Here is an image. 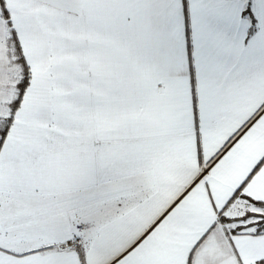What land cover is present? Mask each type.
Segmentation results:
<instances>
[{"label": "snow or ice", "instance_id": "6c2138e0", "mask_svg": "<svg viewBox=\"0 0 264 264\" xmlns=\"http://www.w3.org/2000/svg\"><path fill=\"white\" fill-rule=\"evenodd\" d=\"M0 264H264V0H0Z\"/></svg>", "mask_w": 264, "mask_h": 264}]
</instances>
